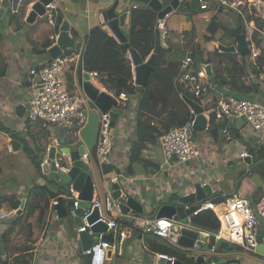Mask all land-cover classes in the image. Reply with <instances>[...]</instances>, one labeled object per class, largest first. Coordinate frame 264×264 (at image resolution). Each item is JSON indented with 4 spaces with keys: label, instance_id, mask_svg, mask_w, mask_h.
I'll return each instance as SVG.
<instances>
[{
    "label": "crops",
    "instance_id": "0c3cea01",
    "mask_svg": "<svg viewBox=\"0 0 264 264\" xmlns=\"http://www.w3.org/2000/svg\"><path fill=\"white\" fill-rule=\"evenodd\" d=\"M35 1L37 0H20L17 9L24 4L27 9H31ZM116 1L54 0L57 5L55 24L49 23L46 15L38 16L32 24L27 23L25 14L26 26L22 30H16L8 18L14 13L12 8L7 9L2 20H0V180L3 173L6 178L0 182V248L4 251L2 237L12 225L10 235L7 237V246L16 249L32 244L30 264H88L90 262V256L82 249L80 235L77 233L78 226H76L73 216L68 212L67 216L61 217L54 207V200L62 198L69 208L63 198L64 192L54 199H51L48 194L45 197L37 194V208L28 222L17 220L16 212L12 217L1 218V215L14 211L11 201H6L7 198L15 197L20 205L25 199L26 204L31 192L36 194L38 187L47 184L46 175L44 173L42 176L39 175L33 162L36 159L42 161L47 157L45 147L52 145L56 136H51V126L46 125L42 120L32 121L28 118L30 109L28 87L32 81L31 70L45 66L53 60L48 52L51 46L44 50L41 45L53 37L55 40L52 39L54 40L52 45L56 43L61 31L60 27L66 21V13L74 18L75 28L71 25L70 35L74 39V48L67 50H75L73 54L81 53L87 34L95 26H103L110 35L115 37L104 22L102 13ZM183 1L191 3L189 9L191 14H188L185 9L184 12L174 10L164 19L167 26L173 31L170 41V51L173 58H175V54H178L177 52L184 50L186 56L195 45L202 48L205 58L217 50L221 52L217 47L218 44L238 45L236 34L241 32L243 26L246 27L250 44L251 35L254 31L249 24L243 25L239 21L241 18L235 11L229 9L231 13L236 14V19L227 12V9L221 8L217 0H181V3ZM118 2L117 11L128 14L125 26L122 27V31L126 35L130 27V11L134 8L149 6L135 0H118ZM162 2L165 5V0ZM170 2L171 0H168L165 7ZM202 4H206L208 7L202 9ZM201 9L205 11H201ZM59 12L64 17L59 24L58 32L52 35L51 29L57 24ZM177 14L184 16L183 19L177 21L174 26L170 25L169 19L178 16ZM214 17H217L225 27L216 34L215 40L208 42L205 41V36L209 34L207 28ZM47 20L48 22H45ZM189 21L192 23V27L188 24ZM233 29H237L235 36L226 34V30ZM191 31L194 36L190 33ZM187 32L188 34H186ZM164 45L166 47V43L162 44V47ZM129 57L132 61L130 53ZM255 70L256 68L254 70L249 69L250 79L256 77L254 75ZM132 71L135 82L133 61ZM213 71L215 73L214 66ZM69 72L70 68L68 67L65 76L67 88L73 92L79 91L75 77L74 83L70 82ZM94 83L101 91L109 93L103 85L96 83V81ZM258 84H260L258 94L249 95L248 98L264 104V85ZM225 90L228 92L227 88L223 89V91ZM215 92L217 91L214 88L209 93L203 101L205 105L202 102V106L206 109L212 106L217 99ZM137 100V95H131L128 96L127 101L118 102V107L113 108L120 114L117 127L115 126L120 131L116 133V128L113 127L114 148L111 156V170L103 174L104 172L102 173L97 168L96 176L99 183H102L101 179L108 181L113 176L119 175L120 177L116 182L120 183L123 192L134 196L142 203L144 215L149 219H157L155 209L162 201L192 193L197 183L212 187V195L206 197L208 201L216 196L225 197L226 200L219 204L221 206L234 197L250 200L249 197H252L251 194L254 190L259 189L260 192L255 197V202L258 207L259 215L257 216L260 225L264 227V179L255 171L252 157V149L258 148L264 143V138H262L264 131L257 133L247 121L238 119L228 121L226 127L229 129V137L223 131L219 133L217 138H213L207 129L195 131L193 136L199 144L201 155L185 163H179L176 159L165 161L159 142L157 145H150L145 151L146 159L149 161L147 165L140 163L133 165V173L128 176L126 169L129 164V141L134 137L130 119L134 114L133 110ZM122 106L132 109V112H129V121L121 116ZM178 108L183 111L181 103ZM164 115L165 113H163ZM208 120H210V116ZM18 132L22 133L21 138L16 136ZM13 140L18 142L15 144L16 149H13ZM243 152H247L252 157V163L248 164L245 157H241ZM122 180L124 181L122 182ZM55 187L52 188L53 191L58 190V188L67 189L60 184ZM110 192V184L103 188L102 193L96 188L94 198L101 199L103 195H108ZM46 199H49V207L45 209V218L40 221V211L45 205ZM109 216L117 219L120 224L118 232H114L116 240L120 239V244L119 249L112 251L107 257L106 264H161L157 252L152 250L148 242V234L151 235V233L145 232V228L142 226L137 228L136 220L134 223H130L129 217L120 213L119 210L111 212ZM190 224L192 225V223ZM91 237L93 238V236ZM234 245L233 248L224 245L221 255H205V264H262L255 253L237 244ZM189 257L196 261L195 256ZM196 263L198 262L196 261Z\"/></svg>",
    "mask_w": 264,
    "mask_h": 264
},
{
    "label": "trees",
    "instance_id": "16d2710c",
    "mask_svg": "<svg viewBox=\"0 0 264 264\" xmlns=\"http://www.w3.org/2000/svg\"><path fill=\"white\" fill-rule=\"evenodd\" d=\"M167 1L165 0V5ZM182 5L188 14H190L189 9L191 3L183 1ZM26 9L27 6L24 4L8 17L16 30H22L26 26L24 22ZM57 15V24L51 29L52 35L58 32L59 24L64 17L61 12ZM239 21L243 25L246 24L242 19H239ZM45 22H48V20ZM157 22L158 12L152 8L132 9L130 11V27L126 33L128 39L127 44L120 43L103 26L93 27L86 36L82 62L77 69L79 80L82 79L85 73H97L95 79H98L107 91L115 97H119L123 92L128 96H138L135 106L136 114H133L131 122L134 137L129 141V164L126 169V175L128 176L133 173V165L137 163L147 165L149 161L146 159L145 151L150 145L159 144V139L164 133L169 132L175 127H180L194 121L195 116L182 96H187L201 103L189 91L188 85L181 83L178 79L181 73L185 50L183 52L181 51V53L177 52L178 54L174 55L175 58L171 56L170 41L173 31L167 26L166 22V47H161L156 71L147 86L141 87L135 84L132 61L129 57V48H135L144 60H146L155 48ZM224 27L223 23L217 17L212 18L207 28L209 34L205 36V41L210 42L215 40L216 34ZM192 31L190 33L194 36ZM236 31L237 29L226 30V34L233 36L236 34ZM53 42L54 40L47 39L41 46L46 50L52 46ZM250 46L251 49H264V38L261 37L259 32L254 31L252 33ZM74 52L75 50H70L66 51L65 54L70 55ZM190 52L195 61L194 67L202 63H208L214 66L215 75L210 78V81L215 85L217 91L215 95L217 98L221 96L224 88H227L228 93L239 98H248L249 95L258 94L260 84L254 78L250 79L249 69L254 70L256 68L254 75H257L263 63V57L259 56L255 62H252L254 60L251 54L242 56L239 53H225L217 50L208 58H205L202 48L199 45L193 46ZM74 77L73 71L70 70L69 80L71 83H74ZM180 103L183 106V111L178 108ZM163 113H165V117ZM228 121H216L211 114L207 129L208 133L213 138H217L219 133L227 126ZM228 135L229 133H227ZM71 141L75 143V140H70L69 142ZM69 142H64V144H71ZM252 157L255 171L264 179V143L258 148L254 147L252 149ZM34 163L37 171L43 174L42 161L36 159ZM110 170V166L105 167L104 174L110 172ZM55 186H57L55 183L47 181L46 185L38 187L36 194L31 192L26 200L23 213L18 216L15 215L16 219L28 222L32 218L37 208V194L44 197L48 194L51 199H54L62 192L64 194L70 193L69 187L65 190L58 188V190L53 191L52 188H56ZM64 200L69 205V208L73 206L72 200ZM6 201H11L13 210H17L20 206L19 201L15 197L7 198ZM205 201H208V199H205ZM48 207L49 199H46L45 205L40 211V221L45 218V209ZM191 223L198 229H203V231L209 233H216L220 229V221L214 211L210 209L195 213L192 216ZM12 227L11 225L2 237L4 251L0 248V264H30L32 257L31 251L33 249L32 244L20 246L16 249L7 246V237L10 235ZM148 242L152 250L156 251L157 254L175 257L185 264H198L192 257L177 249L176 245L169 238L148 234Z\"/></svg>",
    "mask_w": 264,
    "mask_h": 264
},
{
    "label": "built area",
    "instance_id": "2783aa9c",
    "mask_svg": "<svg viewBox=\"0 0 264 264\" xmlns=\"http://www.w3.org/2000/svg\"><path fill=\"white\" fill-rule=\"evenodd\" d=\"M217 1L220 7L235 11L246 24L252 27L253 31L259 32L261 37L264 38V0ZM207 7L208 5L206 4L201 5L202 9ZM30 10L26 9V17H28ZM56 10L57 5L55 2L46 5V16L51 24H55ZM156 28L160 31L162 44H165L167 36L165 20H158ZM52 39L55 40V37ZM251 55L254 62L259 56L263 57L261 68L254 79L257 83L264 85V49H252ZM79 57L80 54H62L49 64L31 70L32 81L28 87L30 105L28 118L32 121L42 120L46 125L55 123L59 126L61 134L60 138H54L52 145H48L46 148L47 157L42 159V163L50 164L48 153L53 145L59 148L62 146L78 147L83 144L80 136V131L86 123L83 111L86 107L97 109L95 103L84 97L80 91L73 92L67 88L66 69L69 67L73 71L76 81ZM194 64L195 61L191 52L187 53L182 61L181 73L178 79L181 83L188 85L189 91L202 104L215 88V85L212 84L201 65L198 64L194 67ZM89 75L95 81L97 73L90 72ZM115 98H117L118 102L127 101L128 95L123 92L119 97ZM205 113L208 118L212 114L216 121L245 120L255 132L262 133L264 131V104L250 98L236 97L226 92V90L221 92V96L215 100L212 106L208 109L205 108ZM223 132L227 134L228 128L225 127ZM193 133V122L175 127L164 133L159 140L162 152L166 158L165 161L176 159L179 163H185L199 157L201 149ZM16 136L21 138L22 133L18 132ZM262 138L264 137L262 136ZM70 140H75V143L64 144V142H69ZM113 143L114 134L110 112H100L97 144L92 151V155L86 151L81 159L89 163L90 161L93 162L95 170L97 171V168H100L103 173L104 168L111 164ZM62 156L66 158L64 160H60L59 157L55 158V164L57 168L67 171L71 166L70 157L64 153ZM246 156H248L247 152L241 154V157ZM119 177V175H115L110 180H105V185H111L118 181ZM63 198L73 201V206L69 208V214L74 217L76 209L79 208L78 192L70 188V193L65 194ZM58 203L59 200L57 199L53 202L54 206ZM91 204V207L84 212L82 225L77 228V233L87 232L89 235L97 237L86 253L90 256V264H106L108 251L119 249L120 242L111 243L103 240L102 235L95 234L92 228L96 224L103 222L106 223L108 231L118 232L120 228L118 220L111 218L109 215L111 212L119 210V207L113 200L111 192L108 195H103L101 199L94 198ZM206 209L214 211L220 221V229L214 233L216 239L225 238L255 254L258 252V227L260 226V221L250 209L247 199L234 197L223 206L211 201H204L200 210ZM15 212L16 210L3 214L1 218L12 217ZM96 212L98 218L93 222L90 221V218ZM136 221L139 223L138 228L142 226L145 228V232L162 238H169L172 231L173 222L166 218L147 219L136 217ZM157 256L158 258H166V260L170 261V264H174L176 260L175 257L164 254H158ZM261 262L264 264V254H262Z\"/></svg>",
    "mask_w": 264,
    "mask_h": 264
},
{
    "label": "water",
    "instance_id": "95a60500",
    "mask_svg": "<svg viewBox=\"0 0 264 264\" xmlns=\"http://www.w3.org/2000/svg\"><path fill=\"white\" fill-rule=\"evenodd\" d=\"M20 0H2L0 4V20L6 13L7 9L12 8L14 11L17 10L18 2ZM148 5L154 11L158 12V20H164L165 17L172 11L184 12V7L181 0H171L170 4L165 7L162 0H135ZM54 2V0H37L31 7L30 13L26 18L27 23H34L38 16L46 15V5ZM118 0L108 9L103 11L102 16L104 22L114 33L115 37L120 43L127 44V36L122 31V27L125 26L127 12L120 13L117 11ZM66 15V21L62 23L60 27L59 37L54 45H52L48 52L52 59H56L60 55L64 54L67 50L74 48V39L70 37L71 35V25L75 28L74 18L70 14ZM156 41L155 48L152 54L145 61L141 54L135 48H129V53L131 55L134 67H135V84L141 87L148 85L151 75L156 71L158 65V58L160 50L162 47V41L160 36V31L156 28ZM238 45H223L218 44L217 47L221 52L225 53H239L242 56H248L251 53L250 45L247 38L246 27L243 26L241 32L236 34ZM85 48L82 47L78 67L81 65L83 53ZM77 67V69H78ZM201 67L206 72L209 78H212L215 73L213 71V65L208 63H202ZM78 74H76V85L80 93L92 100L95 103L97 109L86 107L83 111L86 123L80 131V136L83 144L78 147H56L53 145L48 153V158L50 159V164L42 163V170L45 175L51 173L55 174L58 179L62 180L64 183L68 184L69 188L78 192L79 208L75 211V216L73 217L76 226L82 225V217L86 209L91 207V202L94 199L95 189L99 192H103V188L106 186L100 184L97 180L96 170L94 168L93 162H87L82 158V156L88 151L92 155L99 133V123H100V112H110L111 115V125L115 127L119 119L120 114L113 110L117 108L119 103L118 100L106 91H101L94 82L92 81L89 73H85L81 80H79ZM184 101L190 107L192 112L195 114V119L193 121L194 131H203L207 129L208 117L205 114V108L198 103L196 100L183 96ZM17 141H12L13 149H16L15 144ZM58 150V151H57ZM66 154L70 157L71 166L65 171L64 169H59L56 167L55 158ZM252 157L248 155L245 157V161L250 164ZM93 171V173H92ZM96 176V178L94 177ZM111 194L113 200L119 207L122 214L129 217V222L134 223L137 217H145L144 207L142 203L137 200L134 196L128 195V193L123 192L122 186L118 182H114L110 185ZM213 193L212 187L210 185H202L197 183L195 189L192 193L179 196L176 199L162 201L155 209V215L157 219L166 218L172 220V231L169 239L176 245V248L180 251L186 253L189 256H195L198 264H205V255H221L223 246L227 245L233 248L235 245L233 242L220 238L216 239L214 233H209L200 229L194 228L191 223V217L200 211L201 204L205 201L207 196H211ZM211 202L219 205L223 203L226 198L221 196H216L210 199ZM25 206V199L22 200L20 207L16 211V215H20L23 212ZM61 217L67 216L69 212L68 206L64 203L62 198H59V203L54 206ZM98 218L97 212L90 218V221H94ZM139 223L136 221V227L138 228ZM95 234H103L102 239L107 240L111 243L120 242L116 240L114 231H108L106 223H98L92 228ZM82 249L87 251L91 248L92 243L97 239L96 236L93 238L87 233H79ZM264 227L260 225L258 227V252L256 253L258 260L261 262L262 254H264ZM112 251H108L107 257L110 256ZM161 264H170L169 260L166 258H160ZM174 264H185L182 261L176 259ZM263 264V263H262Z\"/></svg>",
    "mask_w": 264,
    "mask_h": 264
},
{
    "label": "rangeland",
    "instance_id": "374dc122",
    "mask_svg": "<svg viewBox=\"0 0 264 264\" xmlns=\"http://www.w3.org/2000/svg\"><path fill=\"white\" fill-rule=\"evenodd\" d=\"M226 9V8H225ZM201 11H205V10H202L201 9ZM227 12L228 13H231V11H229V9H227ZM236 13V12H235ZM235 13H231V15L233 16V18L234 19H236L237 17H236V14ZM180 14H182V15H185V14H183V13H180ZM191 14V13H190ZM178 15V14H177ZM182 15H178V16H175V17H172L171 19H169V23H170V25H172V26H174L175 25V23L177 22V21H180V19L182 18V17H184V16H182ZM183 19V18H182ZM188 24L190 25V27H192V23L189 21L188 22ZM179 53H181V52H179ZM66 78V77H65ZM95 81H96V83H98V84H100V85H103V84H101L99 81H98V79H95ZM73 87L71 86V89H72ZM203 104L205 105V102H203ZM122 108H123V111H122V113H121V116H122V118H126L128 121H129V118H130V113L129 112H132V109H131V107H128V108H125V107H123L122 106ZM133 112H134V114H136V111H135V109L133 110ZM130 122H132V119H130ZM49 126H51V133H52V135L51 136H56V137H58V138H60L61 137V134H60V130H59V126L57 125V124H55V123H52L51 125H49ZM117 127V126H116ZM116 127H114V128H116ZM116 133H119V131H120V129L119 128H116ZM69 143H71V144H73V141H71V142H69ZM161 148V147H160ZM162 155H163V159L164 160H166V158H165V156H164V154H163V152H162ZM66 157H63V156H61L60 155V157H59V159L60 160H64ZM34 163V162H33ZM99 171H101V169L99 168ZM92 173H93V171H92ZM38 174L39 175H41L42 176V174L41 173H39L38 172ZM47 177H45L46 178V180L47 181H49V182H53V183H55L56 185H62V186H64V187H66V188H68L69 186H68V184H66V183H64L62 180H60V179H58L57 178V176L55 175V174H53V173H51V174H49V175H46ZM102 176V175H101ZM94 177L96 178V176L94 175ZM101 179V178H100ZM2 181H4V180H6V178H5V174L3 173L2 174V179H1ZM1 180H0V182H1ZM101 181H102V185H104L105 186V182H104V179H101ZM124 180H122V182H123ZM260 192V190L259 189H255L254 190V192L251 194V196L252 197H249L250 198V200H249V204H250V209H252V212L255 214V215H259V212H258V207H257V203L255 202V197L257 196V194ZM258 217V216H257Z\"/></svg>",
    "mask_w": 264,
    "mask_h": 264
},
{
    "label": "clouds",
    "instance_id": "9594fccd",
    "mask_svg": "<svg viewBox=\"0 0 264 264\" xmlns=\"http://www.w3.org/2000/svg\"><path fill=\"white\" fill-rule=\"evenodd\" d=\"M249 45H250V44H249ZM250 49H251V46H250ZM251 50H252V49H251ZM64 54H65V53H64ZM250 54H251V53H250ZM147 59H148V58H147ZM147 59H146V60H147ZM200 65H201V64H200ZM92 81H93V80H92ZM93 82H94V81H93ZM94 84H95V83H94ZM200 104H201V103H200ZM201 105H202V104H201ZM191 111H192V110H191ZM193 114H194V113H193ZM194 116H195V114H194Z\"/></svg>",
    "mask_w": 264,
    "mask_h": 264
}]
</instances>
